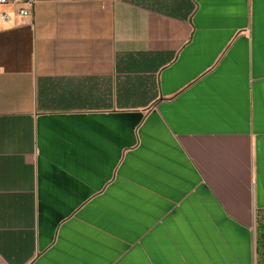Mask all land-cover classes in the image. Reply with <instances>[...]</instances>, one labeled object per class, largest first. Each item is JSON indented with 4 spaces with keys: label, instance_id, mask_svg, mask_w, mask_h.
<instances>
[{
    "label": "crops",
    "instance_id": "1",
    "mask_svg": "<svg viewBox=\"0 0 264 264\" xmlns=\"http://www.w3.org/2000/svg\"><path fill=\"white\" fill-rule=\"evenodd\" d=\"M1 14L0 264L264 263V0Z\"/></svg>",
    "mask_w": 264,
    "mask_h": 264
},
{
    "label": "built area",
    "instance_id": "2",
    "mask_svg": "<svg viewBox=\"0 0 264 264\" xmlns=\"http://www.w3.org/2000/svg\"><path fill=\"white\" fill-rule=\"evenodd\" d=\"M18 1L19 0H0V4L3 5L10 2H18ZM18 12L21 16H26L29 13V11L26 8H20ZM0 19L3 21H9V17L6 14H1Z\"/></svg>",
    "mask_w": 264,
    "mask_h": 264
},
{
    "label": "trees",
    "instance_id": "3",
    "mask_svg": "<svg viewBox=\"0 0 264 264\" xmlns=\"http://www.w3.org/2000/svg\"><path fill=\"white\" fill-rule=\"evenodd\" d=\"M261 264H264L263 261H261Z\"/></svg>",
    "mask_w": 264,
    "mask_h": 264
}]
</instances>
